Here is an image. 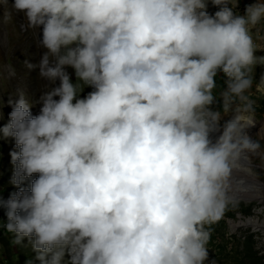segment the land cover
Wrapping results in <instances>:
<instances>
[{
    "label": "clouds",
    "instance_id": "clouds-1",
    "mask_svg": "<svg viewBox=\"0 0 264 264\" xmlns=\"http://www.w3.org/2000/svg\"><path fill=\"white\" fill-rule=\"evenodd\" d=\"M239 3L11 0L4 20L38 30L40 59L24 63L47 82L35 115L22 91L0 96L16 189L0 188V229L31 248L26 264H215L214 226L264 195V0Z\"/></svg>",
    "mask_w": 264,
    "mask_h": 264
},
{
    "label": "rangeland",
    "instance_id": "rangeland-1",
    "mask_svg": "<svg viewBox=\"0 0 264 264\" xmlns=\"http://www.w3.org/2000/svg\"><path fill=\"white\" fill-rule=\"evenodd\" d=\"M251 2L252 0H240L239 7L236 9L238 14H243L246 4ZM10 11L11 0H9L7 5L0 6V96L7 101L10 94L15 95L18 91H22L28 101L33 103L32 113L35 115L39 112L40 106L34 102L44 90V85L47 82L38 77L37 71H29L24 62L25 60H29L32 63L39 61L40 54L43 51L42 48L38 47L39 32L38 30L22 29L21 26L25 24L22 14L11 12V18L5 21L4 17ZM215 11L216 9L209 5V12L214 13ZM253 38L259 49L257 55L264 56V21L253 30ZM10 72H14L15 74L10 76ZM262 73H264V66H256L254 68L251 98L256 101V126L258 122L261 123L264 121V86L260 90L256 87ZM217 83L220 88L223 87V81L219 77L217 78ZM89 91H91L90 88H85L82 96L86 95ZM10 111L11 109L7 106L3 108V119L0 120V125L8 122V113ZM252 132L256 139H261L260 136L255 135L257 133L256 128H253ZM261 143L264 144V139H261ZM13 145L14 140L10 138L0 140V188L3 189L2 194L4 198H7L10 192L16 190L9 183L12 175L11 157L9 153L13 150ZM35 178L33 176L30 180ZM262 179H264V176H262ZM30 180L26 181L23 186L28 187ZM250 198L252 200L246 199L236 211L227 212L223 219L225 225H215L212 232V237L216 239L214 241L215 246L218 247L224 242L223 235H225L229 242V252L232 253L233 249L236 250L237 256L235 259L247 261L245 264H248L247 253L249 250L244 245L246 242L239 245V243L244 242V239L252 241V249L264 259V218L260 221H253L254 226L251 228L245 225L253 217V209L260 207L261 203H264V198L261 195L256 198ZM0 219H6L3 211H0ZM218 230L224 232L216 237ZM11 238V234L7 233L6 230L0 229V264H26V261L34 257L35 254L32 253L30 247L10 245ZM25 244H27V240H25ZM208 249L209 257L215 261V264H230L229 261L222 262L218 258L216 250L210 244V241ZM34 264H39V262L35 261Z\"/></svg>",
    "mask_w": 264,
    "mask_h": 264
},
{
    "label": "trees",
    "instance_id": "trees-1",
    "mask_svg": "<svg viewBox=\"0 0 264 264\" xmlns=\"http://www.w3.org/2000/svg\"><path fill=\"white\" fill-rule=\"evenodd\" d=\"M218 224L224 226L225 222L223 220H221ZM223 232L224 231L218 230L217 234H216V237L220 233H223ZM236 237H238V235H236ZM223 239H224V242L221 243L218 247L215 246V243H214V241L216 239H214L212 236H211V239H210V244L216 250V254L218 255V258H220V260L222 262L229 261L230 264H245V262H247V261H243L242 259H235V257L237 256V251L236 250L233 249L232 253L229 252V250H228L229 242L226 239L225 235H223ZM240 244H244L246 246V248L249 250L248 253H247L248 264H264L263 263L264 259L262 257H260L258 253L254 252V249H252V241H247V239H244V242L243 243H239V245Z\"/></svg>",
    "mask_w": 264,
    "mask_h": 264
},
{
    "label": "bare ground",
    "instance_id": "bare-ground-1",
    "mask_svg": "<svg viewBox=\"0 0 264 264\" xmlns=\"http://www.w3.org/2000/svg\"><path fill=\"white\" fill-rule=\"evenodd\" d=\"M260 131V133H261V136H262V134H264V121L263 122H258L257 123V126H256V132L257 131ZM260 136V137H261ZM255 138V137H254ZM263 198H264V195H261ZM248 200H252V198H248ZM247 223H251L252 224V226H254V222H253V220L252 219H249L248 221H247ZM247 223L245 224V225H247Z\"/></svg>",
    "mask_w": 264,
    "mask_h": 264
}]
</instances>
